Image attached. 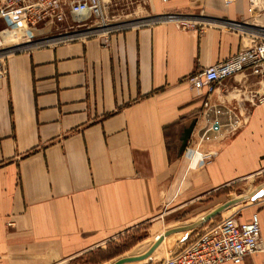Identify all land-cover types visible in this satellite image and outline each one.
<instances>
[{"label":"crops","instance_id":"0c3cea01","mask_svg":"<svg viewBox=\"0 0 264 264\" xmlns=\"http://www.w3.org/2000/svg\"><path fill=\"white\" fill-rule=\"evenodd\" d=\"M208 2L221 19L50 39L6 56L0 264H159L168 256L151 257L165 237L130 253L141 244L133 236L183 213L194 220L165 230L173 250L225 212H237L240 221L257 213L264 248V193L205 219L226 202L233 184L264 176V101H258L264 77L245 69L211 90L187 80L254 40L243 29L248 0ZM149 4L161 15L187 3ZM132 240L102 258L103 250ZM222 264H264V250Z\"/></svg>","mask_w":264,"mask_h":264},{"label":"built area","instance_id":"2783aa9c","mask_svg":"<svg viewBox=\"0 0 264 264\" xmlns=\"http://www.w3.org/2000/svg\"><path fill=\"white\" fill-rule=\"evenodd\" d=\"M232 0H225L228 4ZM256 0H250L254 5ZM104 0H0V79L7 74L4 51L21 45L15 40H28L29 30L44 21L54 22L55 30H66L75 24L99 22L103 18ZM176 25L188 28L195 25L189 20H175ZM93 24V23H92ZM91 24V25H92ZM117 30V29H115ZM113 31V30H112ZM13 35L8 41L4 33ZM90 33L84 36L107 34ZM254 40L251 46L243 47L224 61L201 68L188 77L194 88L211 90L215 83L233 74L249 69L251 73L264 77V27L255 31L245 30ZM80 36V37H84ZM79 37H58L57 40ZM13 41V42H12ZM9 43H13L12 46ZM34 43L32 45H39ZM26 48V47H24ZM20 48V50L24 49ZM264 101V95L258 99ZM238 213H230L215 224L201 230L189 243L163 259L159 264H222L240 263L246 255L264 250L261 244V227L257 213L247 221H240ZM10 225L11 222H8Z\"/></svg>","mask_w":264,"mask_h":264},{"label":"rangeland","instance_id":"374dc122","mask_svg":"<svg viewBox=\"0 0 264 264\" xmlns=\"http://www.w3.org/2000/svg\"><path fill=\"white\" fill-rule=\"evenodd\" d=\"M208 1L209 0H186V6L178 10V12L173 13V15L188 16L189 18H184V20L193 21L195 23L198 21L212 22L216 19H221L220 16L213 14L212 10H209ZM221 1L224 5H229L236 0H232L228 4L225 2V0ZM248 1L251 16L249 21L246 22L243 29L255 31L256 29L264 27V0H256V3L254 5L250 4V0ZM103 7V18L99 22H92L93 24L90 22H86L85 24L81 23L79 25L75 24L74 27L70 29L56 31L54 22H52L51 20H47L44 21L41 25L33 28L35 29L33 32H29L31 35H29L28 40H15L14 42H17L21 45L19 48H24L27 45L45 42L47 40L56 39L58 37H80L90 33L112 31L120 28L119 26L138 27L146 24H152L154 23V21L150 19H152L154 16H157L150 12L149 0H104ZM262 15L263 18L261 17ZM190 16L196 18L190 19ZM175 20L177 21L181 19ZM235 24L236 23H234L233 25ZM108 26H110V28L105 29V27ZM0 28H2L1 25ZM32 33L36 34L32 35ZM12 44L13 43H9L10 46H12ZM259 193H264V176H260L257 179L251 178L236 182L232 185L231 194L224 198H226V202L228 201V198H232V200L241 198L237 203L238 205H244V203L252 202V200ZM228 214H230V212H225L223 215L226 216ZM182 215H171L168 219H164V222L159 220L153 221L150 227L148 226L144 228V230L135 233V236H133V238L138 240L137 242L141 244L137 248L133 249L130 253L145 251L146 249H148L151 243H154V239L156 236H161L162 239H164V237L165 239L155 249L151 258H153L154 261H157L162 257L173 254L176 251L175 249L173 250V235L170 236L171 233L166 232L165 230L174 226L182 225V223L186 221L190 223L194 220L193 216L191 218L189 216ZM161 232H163L162 235L160 234ZM145 261L142 262V264H145ZM139 263L140 262H136V264Z\"/></svg>","mask_w":264,"mask_h":264},{"label":"water","instance_id":"95a60500","mask_svg":"<svg viewBox=\"0 0 264 264\" xmlns=\"http://www.w3.org/2000/svg\"><path fill=\"white\" fill-rule=\"evenodd\" d=\"M183 18H189L188 16H182V15H173V14H161V15H157V16H154L152 19V21H154V23L156 22H161V21H170V20H175V19H183ZM195 19L196 17H191L190 16V19ZM222 23H225V24H234V22L232 21H227V20H221ZM120 28L118 29H123V28H129L130 26H119ZM122 27V28H121ZM28 46V45H27ZM26 46V47H27ZM20 48H10V49H7L5 50L4 52L5 53H14V52H17L19 51ZM241 199V198H240ZM240 199H231L227 202H225L223 205H221L220 207H218L213 213H211L210 215H208L205 219H208L210 218L211 216L217 214L218 212L224 210L225 208L229 207L230 205L232 204H235L237 202L240 201Z\"/></svg>","mask_w":264,"mask_h":264},{"label":"trees","instance_id":"16d2710c","mask_svg":"<svg viewBox=\"0 0 264 264\" xmlns=\"http://www.w3.org/2000/svg\"><path fill=\"white\" fill-rule=\"evenodd\" d=\"M135 241L132 240L129 243H126L124 245H120V246H114V248H110L108 247L107 249L103 250V252L101 253L103 255V259H108L118 253H121L123 250L127 249L128 246H130L131 244H133Z\"/></svg>","mask_w":264,"mask_h":264},{"label":"bare ground","instance_id":"6f19581e","mask_svg":"<svg viewBox=\"0 0 264 264\" xmlns=\"http://www.w3.org/2000/svg\"><path fill=\"white\" fill-rule=\"evenodd\" d=\"M151 18V17H150ZM184 19V18H183ZM149 21V20H148ZM147 21V22H148ZM146 22V23H147ZM106 26V25H105ZM112 27V26H111ZM114 27V26H113ZM107 28H110V26H108V27H105V29H107ZM4 37L8 40V41H11V40H13V35H11V33H9V32H5L4 34ZM18 45H20V44H18Z\"/></svg>","mask_w":264,"mask_h":264}]
</instances>
